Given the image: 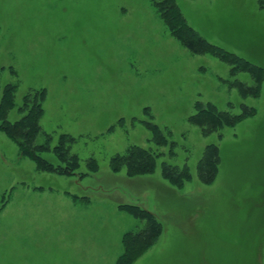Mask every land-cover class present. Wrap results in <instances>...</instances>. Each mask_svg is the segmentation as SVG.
Segmentation results:
<instances>
[{
	"label": "rangeland",
	"instance_id": "374dc122",
	"mask_svg": "<svg viewBox=\"0 0 264 264\" xmlns=\"http://www.w3.org/2000/svg\"><path fill=\"white\" fill-rule=\"evenodd\" d=\"M175 2L202 37L264 69V0ZM237 82L255 85L249 72L174 37L150 0H0V87L16 84L7 119L22 116L28 91L44 89L41 130L51 145L73 136L77 172L86 173L40 171L0 131V264H115L124 234L144 226L121 203L163 227L130 264H264V79L256 96ZM196 101L254 113L204 135L189 121ZM146 121L167 144L151 141ZM209 143L221 160L203 184L196 164ZM131 145L161 152L152 173L111 171V156ZM162 161L186 164L192 178L171 186Z\"/></svg>",
	"mask_w": 264,
	"mask_h": 264
},
{
	"label": "trees",
	"instance_id": "16d2710c",
	"mask_svg": "<svg viewBox=\"0 0 264 264\" xmlns=\"http://www.w3.org/2000/svg\"><path fill=\"white\" fill-rule=\"evenodd\" d=\"M150 2L158 11L170 33L182 41L184 45L196 52L204 51L214 54L231 65L232 73L236 70L249 72L255 79V85L242 86L237 82V87L244 95H258L260 83L264 79L262 66L237 57L202 37L185 21L175 0H150ZM15 91V83H7L0 87V131L17 145L20 154L29 158L38 170L63 175L77 173L79 177L85 175L86 173L77 172L80 165L79 158L77 154L70 152V144L75 138L63 133L59 135L56 144L51 145L52 135L41 130L40 119L43 115L44 89H31L28 91L23 96L22 104L18 108L19 111L24 112L22 116L13 121L7 119L8 112L14 106ZM249 109H251L249 113L242 114L243 111H241L240 114H235L229 110H221L209 101H196L194 113L189 116V121L198 125L205 135L218 131L224 126H233L242 117L252 115L254 109ZM121 121L123 122V119H120L119 123H122ZM145 123L150 132V139L157 147L168 143L160 126L151 121ZM38 138L41 139L36 142ZM172 147L173 143L171 142L169 150L171 155L174 153ZM44 153L53 154L55 162L51 161L49 157H45ZM160 155L161 152L158 149L131 145L125 153L111 156L109 165L113 173L124 169L128 177L141 176L150 174L155 170L156 159ZM220 160L221 155L217 144H207L196 164V175L201 183L210 184L215 180L219 171ZM87 166L92 172L98 170L94 158H88ZM161 174L175 188H182L192 178L191 171L186 164L180 166L165 161H162L161 164ZM119 207L126 210L133 217L144 221L143 227L137 231L126 232L122 238L123 252L117 258L115 264H130L153 244L163 227L154 213L138 204L121 203Z\"/></svg>",
	"mask_w": 264,
	"mask_h": 264
}]
</instances>
